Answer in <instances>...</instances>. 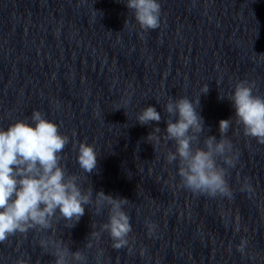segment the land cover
I'll use <instances>...</instances> for the list:
<instances>
[{
  "label": "clouds",
  "instance_id": "1",
  "mask_svg": "<svg viewBox=\"0 0 264 264\" xmlns=\"http://www.w3.org/2000/svg\"><path fill=\"white\" fill-rule=\"evenodd\" d=\"M125 5L140 29L159 28L161 4L158 0H126ZM254 88V82L240 80L227 100L244 134L264 144V96L255 94ZM208 90L207 85L201 94H207ZM199 106L200 96L196 99L170 97L164 105L168 117L164 120L167 125L164 138L172 141L175 149L167 152L166 160L177 165V175L185 189L210 197L231 198L233 193L226 177L228 169L235 167V159L230 155L232 144L226 134L232 116L219 122L220 138L207 135L201 147L200 136L206 128ZM162 119L154 106L144 107L136 117L142 126L158 125ZM153 130L160 132L158 126ZM147 140L160 142L151 133ZM68 143V135L62 134L59 125L39 110H33L30 117L16 120L6 129L0 128V243L17 233L35 230L45 233L39 246L45 254L54 257L52 264H88L82 250L71 251L63 240L55 238L54 222L63 220L70 229L85 215L86 207L94 206L97 215L107 207L108 219L100 226L101 232L108 233L114 249L126 248L132 232L130 217L125 211L129 200L102 190L95 192L94 198L92 186L85 189L80 177L68 173L61 164ZM77 162L87 176L96 173L98 155L94 146L80 143ZM146 226L152 235L156 225L146 222ZM49 230L53 235L46 234ZM246 246L247 241L242 239L237 250L243 253ZM87 247L92 245L89 243ZM16 264H29V259L20 258Z\"/></svg>",
  "mask_w": 264,
  "mask_h": 264
}]
</instances>
